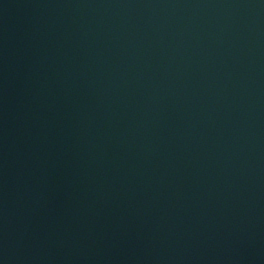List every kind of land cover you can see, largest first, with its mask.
Listing matches in <instances>:
<instances>
[{"label":"water","instance_id":"95a60500","mask_svg":"<svg viewBox=\"0 0 264 264\" xmlns=\"http://www.w3.org/2000/svg\"><path fill=\"white\" fill-rule=\"evenodd\" d=\"M0 264H264V0H0Z\"/></svg>","mask_w":264,"mask_h":264}]
</instances>
